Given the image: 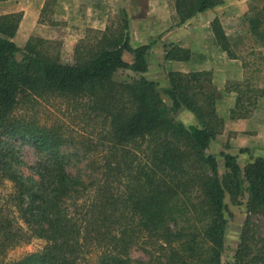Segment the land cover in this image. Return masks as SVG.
I'll list each match as a JSON object with an SVG mask.
<instances>
[{
    "label": "trees",
    "instance_id": "1",
    "mask_svg": "<svg viewBox=\"0 0 264 264\" xmlns=\"http://www.w3.org/2000/svg\"><path fill=\"white\" fill-rule=\"evenodd\" d=\"M223 3L175 0V8L184 22ZM22 16L0 15V142L18 137L42 156L29 175L7 159L22 162L14 148L0 156V188L5 180L13 184L6 200L0 193V264H89L94 253L95 264H264V244L253 249L248 243L249 218L234 261L221 259L227 195L240 203L248 193V214L264 216V156L242 166L237 154L223 150L220 173L219 159L208 150L223 119L216 93L205 91L207 73L169 72L163 91L169 106L158 82L143 75L151 44L132 46L125 11L118 27L107 26L71 64L42 38L19 46L14 37ZM249 20L264 40L258 31L264 7ZM212 28L234 56L219 19ZM190 53L171 45L166 58L185 61ZM119 70L137 76L115 80ZM182 108L195 115L194 124L176 117ZM70 142L92 156L87 181L67 171L61 148ZM33 238L43 239V248L6 260L9 250ZM134 247L147 260L133 259Z\"/></svg>",
    "mask_w": 264,
    "mask_h": 264
},
{
    "label": "rangeland",
    "instance_id": "2",
    "mask_svg": "<svg viewBox=\"0 0 264 264\" xmlns=\"http://www.w3.org/2000/svg\"><path fill=\"white\" fill-rule=\"evenodd\" d=\"M0 0V15L6 14L7 11L13 7H19V4L24 2L26 5L34 0ZM48 6L42 13L40 21H31L30 32L21 39L14 40L16 43L24 47L26 42L31 37H38L49 42H52L54 52H58L59 58L64 63H74L80 53H86V47L94 45L100 39L103 31L100 21L88 19H71L72 12L69 13V8L58 7L57 0H47ZM264 7V0H228L223 10L222 17L223 23L230 33V47L234 56L238 58L237 68H234L233 77L227 80L226 87L218 89L221 85L214 82L212 69L201 70L199 65L204 58L201 57L199 52H194L188 60H171L168 65L162 63V56H158V62L152 69V76L158 80V89L163 94L164 89L168 88L164 83V71H180L185 74L197 71H203L207 74L204 78L205 91L216 93V102L220 100L226 101L228 99V91L235 89L238 92L237 99L239 98V106L236 109L235 117L221 116L223 125L221 132L217 138L212 142L208 153H212L220 161V173L224 174L225 168L223 167L221 151L229 150L232 143H236L238 138L244 139L248 132L259 130L264 125V115L259 114L253 120L250 119L252 110L256 104L262 100L264 96V40L252 31V24L250 18L256 15L261 8ZM258 31H264V24ZM197 34V33H196ZM200 34H203L202 32ZM203 53V52H202ZM19 56L18 58H20ZM137 76L128 70H119L115 75V80H126L128 77ZM224 80V77L222 81ZM221 81V82H222ZM262 98V99H261ZM234 101V98H231ZM228 101H226L225 110L228 109ZM60 114V115H59ZM57 117L62 116V112H57ZM176 117L189 125L192 120L187 118L186 115L176 114ZM44 119V117H43ZM8 148L16 150V157L22 162L16 163V158L12 159L11 155L7 157L8 160L13 162L14 168L24 175L34 173L32 166L41 160L40 154L31 144L22 141L18 137L8 138L2 137L0 142V156H2ZM242 149L245 151L241 152ZM247 149L240 148L236 150L239 157V162L244 166L250 157V152ZM61 151L65 157L67 171L87 181L92 176V169L90 163L92 156L85 152L82 146L78 143H68L62 146ZM260 151V150H259ZM261 153V151L259 152ZM13 191V184L5 180L0 188V193L7 199L8 195ZM248 193H246L240 203L234 201L230 195L226 197L228 205V223L225 231V247L222 253V262L234 261L238 246L241 242L242 230L245 226L246 220L249 218V239L248 243L255 249L262 247L264 244V216L262 215H249L247 211ZM14 210L13 206H9ZM19 223H22L19 220ZM45 245V241L39 238H33L29 243L11 249L7 252L6 260L19 259L23 255L35 252ZM131 256L135 260H147L146 254L139 248L134 247L131 250ZM96 254H92L89 264H95Z\"/></svg>",
    "mask_w": 264,
    "mask_h": 264
},
{
    "label": "crops",
    "instance_id": "3",
    "mask_svg": "<svg viewBox=\"0 0 264 264\" xmlns=\"http://www.w3.org/2000/svg\"><path fill=\"white\" fill-rule=\"evenodd\" d=\"M6 1L12 2L11 0ZM227 1L224 0V3L219 6L199 12L184 22L180 21L177 14L175 0H57V3L58 7L66 8L65 2H67L69 13L72 12L71 19L100 21L102 28H107V26L118 27L125 11L128 15V32L132 46L151 44V49L147 55L148 71L143 74L147 78L158 82L152 76V69L158 62L157 57L162 56V63L165 66L168 65V62L171 61L166 58L168 48L171 45H178L189 49L192 52L191 55L194 52L196 54L199 52L201 57L204 58L199 65L200 69H212L214 82H218L217 84L219 85H221L220 83L223 84L218 87V89H221L226 87L227 80L234 78L232 75L233 69L237 68L238 64V58L230 56L219 45L212 28L214 19H219L221 24L224 25L221 13ZM46 3L47 0H34V2L32 1L27 5L22 2L19 7L14 6L12 10L6 12V14L15 12L23 14L14 37L16 40L27 34H32L30 32L31 21H40ZM223 29L230 41V33L225 26H223ZM201 32L203 34H200ZM123 57L127 62L132 63L134 55L126 51ZM168 74L169 71L165 70L163 77L165 85L169 88L170 80ZM223 77L224 80L222 81ZM227 95L228 99L226 101L229 104L226 111H224L226 101L220 100L216 102V110L220 117L229 116L231 110L236 106L238 92L232 89L228 91ZM162 97L169 106L172 105L169 96L162 94ZM231 98H234L233 102ZM262 98L252 110L250 119L254 120L259 114L264 115V96ZM177 114L186 115L187 118L192 120L191 124L196 122L195 115L186 108L180 109ZM240 148H245L247 149L246 152H250L249 161L256 157L264 156V125L261 126L260 131L248 132L244 139L238 138L237 142L232 143L230 149L225 151L238 154L234 151L240 150ZM259 150L261 153H259Z\"/></svg>",
    "mask_w": 264,
    "mask_h": 264
}]
</instances>
